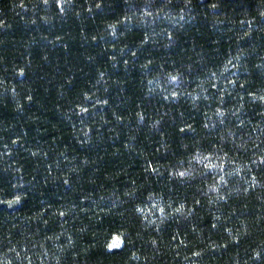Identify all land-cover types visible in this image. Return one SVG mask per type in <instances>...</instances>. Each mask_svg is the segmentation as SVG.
I'll list each match as a JSON object with an SVG mask.
<instances>
[{
  "label": "trees",
  "instance_id": "obj_1",
  "mask_svg": "<svg viewBox=\"0 0 264 264\" xmlns=\"http://www.w3.org/2000/svg\"><path fill=\"white\" fill-rule=\"evenodd\" d=\"M0 264H264V0H0Z\"/></svg>",
  "mask_w": 264,
  "mask_h": 264
}]
</instances>
